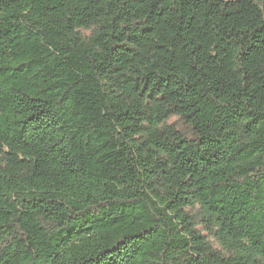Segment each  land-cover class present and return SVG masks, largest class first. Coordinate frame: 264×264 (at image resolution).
Listing matches in <instances>:
<instances>
[{
	"label": "trees",
	"instance_id": "16d2710c",
	"mask_svg": "<svg viewBox=\"0 0 264 264\" xmlns=\"http://www.w3.org/2000/svg\"><path fill=\"white\" fill-rule=\"evenodd\" d=\"M0 264H264V0H0Z\"/></svg>",
	"mask_w": 264,
	"mask_h": 264
}]
</instances>
